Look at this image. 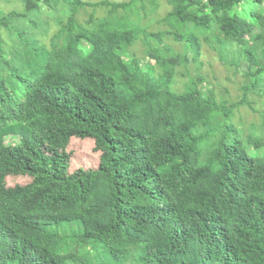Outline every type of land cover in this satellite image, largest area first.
Segmentation results:
<instances>
[{"label": "trees", "instance_id": "trees-1", "mask_svg": "<svg viewBox=\"0 0 264 264\" xmlns=\"http://www.w3.org/2000/svg\"><path fill=\"white\" fill-rule=\"evenodd\" d=\"M16 1L0 12V264H264V128L233 121L264 84V0H165L157 22L190 24L184 38L140 24L155 0ZM194 30L255 67L239 102L198 74L173 89ZM72 140L95 168L69 170Z\"/></svg>", "mask_w": 264, "mask_h": 264}, {"label": "rangeland", "instance_id": "rangeland-1", "mask_svg": "<svg viewBox=\"0 0 264 264\" xmlns=\"http://www.w3.org/2000/svg\"><path fill=\"white\" fill-rule=\"evenodd\" d=\"M91 2L99 1V0H87ZM110 1H126V0H110ZM156 7L153 9V6L150 5L148 8V3H146V7L144 8V12L147 14V18H143L140 24L143 26H148L147 31H171L176 32L180 35H187L189 32L193 30L190 24H182L175 20H171L168 22L158 23L160 17L165 15L168 12V6L166 5L165 0H155ZM20 5L16 0H0V12H8L12 10H19ZM243 10L242 7H238L237 10ZM258 9L261 11L264 17V3L258 6ZM90 11V9L88 10ZM121 13L118 12L117 15ZM143 13V12H142ZM85 14V13H82ZM100 16H105V11L98 9L95 13L94 17L100 18ZM83 18H86V15H82ZM130 19L136 22L138 19L137 14L133 15ZM261 28L259 26H255L252 34L257 35L261 32ZM52 31V27H51ZM193 33L197 36L198 41L200 42V56L198 58V63H194L189 65V73L186 75L185 71L182 68L176 69L175 81L173 83V89L177 92H182L184 90L183 82L186 81L187 76H195L198 74L201 78H203L202 83L198 85L199 89L201 88L202 93L205 94L206 90H211L212 94L217 98L218 102H225L226 105H230L232 103L239 102L244 96V86L247 83V76L245 73L253 72L255 67L249 66V64L240 59V55L242 52L240 50H227L226 55L220 57L218 51L213 47L209 46L206 42H201L198 37V31L194 30ZM213 37L209 36V43H213ZM252 38L247 39L250 42ZM153 43H157L156 41ZM152 43V44H153ZM170 44L174 47V51L183 53L185 49L183 44L181 47L176 46L173 42ZM233 47H237L236 44L230 42ZM155 47V44H153ZM146 47L141 42H136L133 47L130 48V52L133 53L139 59L141 66L144 64L154 65V61L150 60L145 56ZM242 50V47H241ZM240 59L239 62H237ZM185 74V75H184ZM261 90L247 91L246 97L250 104V108L246 105L239 106L234 110L233 121L237 128L242 127V122L245 125H256L264 128L261 123L264 118V84L261 85ZM220 98V99H219ZM251 129H247L249 133ZM96 154L92 150V144L89 140H72L64 155L66 156L70 171L77 168H85V169H93L96 166ZM68 171V170H67ZM69 172V171H68ZM29 180L26 178H12L9 180V186L14 184H25L28 183ZM84 250L81 251V253ZM93 253V252H92ZM126 264H135V261Z\"/></svg>", "mask_w": 264, "mask_h": 264}]
</instances>
